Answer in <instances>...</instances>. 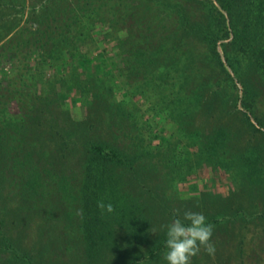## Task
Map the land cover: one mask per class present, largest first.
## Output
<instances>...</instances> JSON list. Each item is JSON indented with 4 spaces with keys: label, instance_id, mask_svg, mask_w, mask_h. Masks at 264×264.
Wrapping results in <instances>:
<instances>
[{
    "label": "rangeland",
    "instance_id": "rangeland-1",
    "mask_svg": "<svg viewBox=\"0 0 264 264\" xmlns=\"http://www.w3.org/2000/svg\"><path fill=\"white\" fill-rule=\"evenodd\" d=\"M82 1L0 0V129L16 127L34 114L36 106L41 105L48 113L42 115V123L48 124L46 130L42 138L34 140L33 146L29 143L32 136L7 131L12 147L9 152L0 150V159L6 162L5 169L0 163V220L4 222L0 238L5 237L10 246L0 251V264H6L12 257H24L29 264H129L136 255L144 253L157 232L166 231L162 226L177 218L176 210L181 216L184 211H192L203 213L206 218L217 213L225 216L234 210L244 214H239L228 230L213 224L215 256L201 249L192 258V264H264V182L259 186L255 180L247 179L243 169L240 176L236 163L235 171H230L214 162H203L197 154L203 138L224 127L234 137L235 160L240 154L247 155L253 147L264 158V135L249 127L239 100L240 82L246 72L244 58L238 54L232 58L237 73L235 88L230 86L229 91L235 96V108L231 103L221 106L213 117L195 110L172 121L165 113L155 112L131 87L120 108H116L115 90L107 93L98 105L75 103L73 92L64 97L69 78L77 80L79 76L88 81L95 72L79 69L73 75L67 68L61 75L56 67L62 63L43 61L42 53L37 50L30 53L28 45H40L50 37L69 38L78 26L90 29L98 10L93 12L89 0L87 6ZM45 11L50 14L47 16ZM105 16L108 23L111 16ZM107 23L92 32L99 48L106 50L92 67L108 66L121 59L113 49L114 43H107L106 34L111 32ZM9 40L13 49L11 45L5 46ZM15 46L19 48L17 51ZM204 72L209 71L205 68ZM218 79L221 81L223 77ZM252 81L260 88L254 105L258 116L264 117V70ZM226 88L227 85L221 84L220 90ZM5 100L9 102L8 113L2 110ZM107 104L109 108H105ZM51 121L56 124L54 130ZM68 134L72 135L70 139ZM0 135L4 134L0 131ZM92 139L105 140L127 155H135L133 169L123 171L122 201L137 202L139 214L147 220L137 224L138 237L129 235L125 212L109 222L107 233L96 236L93 244L82 233V211L77 214L82 210L78 190L85 156L83 144ZM21 141L29 145L21 148ZM62 141L69 144L66 149L60 146L63 154L62 150H56ZM138 264H167V261L163 254L152 262L142 258Z\"/></svg>",
    "mask_w": 264,
    "mask_h": 264
},
{
    "label": "trees",
    "instance_id": "trees-1",
    "mask_svg": "<svg viewBox=\"0 0 264 264\" xmlns=\"http://www.w3.org/2000/svg\"><path fill=\"white\" fill-rule=\"evenodd\" d=\"M87 1H82L85 6ZM89 1L93 12L98 10L95 13L96 22L91 24L90 29L86 31L82 26H78L75 34L69 38L50 37L40 45L27 44L31 47L30 53L33 50L42 53L43 61L51 64L62 63L56 67L61 75L67 68L72 70L73 75L77 74L79 69L95 72L90 75L88 81L81 80L79 76L77 80L69 78L70 83L65 87L67 91L63 94L64 97L73 92L75 103L84 102L93 106L98 105V101H104L107 93L115 90L118 94L116 108H120V103L128 98V90L132 89L148 101L155 112L165 113L172 121L195 110L213 117L221 106L231 103L232 108H235V96L232 97L229 88H235L237 71L232 58L234 54H238L244 58L246 66L245 79L240 82L242 90L239 100L244 110L242 114L255 133L264 135L261 131L264 129V117L258 116L254 105L260 88L257 89L252 81L257 73L264 70V0ZM80 9L85 12L83 8ZM45 13L47 16L50 14L49 11ZM106 14L111 16L108 23ZM35 23L38 26L37 20ZM106 23L111 30L106 34L107 43H114L113 49L117 50L121 59L114 60L108 66L99 64L92 67L95 59L102 58L106 53L105 49L99 48L92 32ZM118 32L122 35L118 36ZM8 45L13 49L10 40L5 46ZM17 49L19 48L15 46V51ZM95 52L98 53L94 55ZM205 68L209 72L205 73ZM217 74L223 77L221 81ZM111 81L114 83H110ZM221 84L227 85V92L220 90ZM8 103V100H5L2 105V110L7 113ZM105 108H109V105H105ZM33 113L16 127L7 126L0 129L1 134H4L0 135V150L7 152L9 147H12L7 131L32 136L30 147L33 146L34 140L42 138L48 125L42 123V115L48 114L47 109H43L41 105L36 106ZM249 116L259 128L250 122ZM51 123V129L54 130L56 124L54 121ZM71 136L68 134L67 138L70 139ZM233 138L226 128H218L203 138L197 154L203 162H214L217 166L229 168L230 171H235L236 163L240 176L243 169L247 179L255 180L254 182L261 186L264 182V158L257 153L259 149L253 147L247 155L240 154L235 160V153L232 151L235 147ZM22 141L21 148H26L29 144ZM58 146L56 150H62L63 154L64 149L60 146H65L66 149L69 144L62 141ZM83 146L85 156L78 193L82 208L81 230L87 242L93 244L96 236H104L108 231L107 224L123 212L128 217L125 224L131 231L129 235L138 237L137 224L144 221L146 223L147 220L139 214L137 202L133 199L122 201L125 195V192H122V184L125 183L123 171L133 169L135 155H127L119 146L101 139L88 140ZM24 156H27L26 152ZM0 163L1 168L5 169L6 162L0 159ZM233 177L235 180V175ZM101 201L105 204L111 203L114 211H102L98 207ZM238 211L234 210L225 216L217 213L209 216L207 221L228 230L229 225H235L239 214L244 215L242 211ZM0 224L2 227L4 222L0 220ZM145 225L142 227H146ZM165 241L166 231L157 232L144 253L136 255L129 264H138L142 258L146 262H152L162 256L167 251ZM8 249L9 242L2 236L0 251ZM19 262L29 264L24 257L9 258L6 264Z\"/></svg>",
    "mask_w": 264,
    "mask_h": 264
},
{
    "label": "clouds",
    "instance_id": "clouds-1",
    "mask_svg": "<svg viewBox=\"0 0 264 264\" xmlns=\"http://www.w3.org/2000/svg\"><path fill=\"white\" fill-rule=\"evenodd\" d=\"M102 211L112 213L114 206L111 203H98ZM78 210L77 214H81ZM176 219L167 225L165 247L167 251L164 259L167 264H192V258L200 254L203 249L208 255L215 256L216 247L212 242L214 225L207 221L203 213L179 210L175 212Z\"/></svg>",
    "mask_w": 264,
    "mask_h": 264
}]
</instances>
